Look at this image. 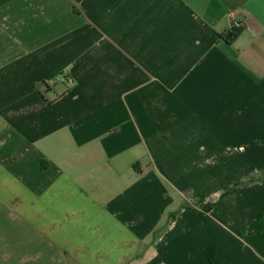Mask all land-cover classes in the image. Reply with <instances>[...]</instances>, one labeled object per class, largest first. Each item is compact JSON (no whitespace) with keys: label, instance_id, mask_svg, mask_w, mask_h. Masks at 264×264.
Returning a JSON list of instances; mask_svg holds the SVG:
<instances>
[{"label":"crops","instance_id":"obj_1","mask_svg":"<svg viewBox=\"0 0 264 264\" xmlns=\"http://www.w3.org/2000/svg\"><path fill=\"white\" fill-rule=\"evenodd\" d=\"M210 247L264 264V0H0V264Z\"/></svg>","mask_w":264,"mask_h":264},{"label":"trees","instance_id":"obj_2","mask_svg":"<svg viewBox=\"0 0 264 264\" xmlns=\"http://www.w3.org/2000/svg\"><path fill=\"white\" fill-rule=\"evenodd\" d=\"M241 31H242V27L235 28L233 31H230L225 38L228 39L229 42H234L235 39L240 35ZM206 254L209 259L210 264H219L220 261H219L215 247L208 248L206 250Z\"/></svg>","mask_w":264,"mask_h":264},{"label":"built area","instance_id":"obj_3","mask_svg":"<svg viewBox=\"0 0 264 264\" xmlns=\"http://www.w3.org/2000/svg\"><path fill=\"white\" fill-rule=\"evenodd\" d=\"M234 28H241L239 24H235ZM71 84L73 85V83L71 82Z\"/></svg>","mask_w":264,"mask_h":264}]
</instances>
